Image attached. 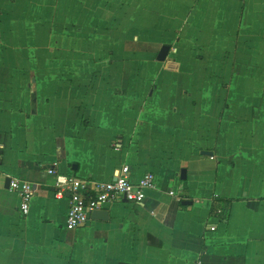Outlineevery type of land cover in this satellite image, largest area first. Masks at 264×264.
<instances>
[{"label":"crops","instance_id":"1","mask_svg":"<svg viewBox=\"0 0 264 264\" xmlns=\"http://www.w3.org/2000/svg\"><path fill=\"white\" fill-rule=\"evenodd\" d=\"M125 166L156 189L68 230L48 169ZM198 261L264 264V0H0V264Z\"/></svg>","mask_w":264,"mask_h":264},{"label":"built area","instance_id":"2","mask_svg":"<svg viewBox=\"0 0 264 264\" xmlns=\"http://www.w3.org/2000/svg\"><path fill=\"white\" fill-rule=\"evenodd\" d=\"M48 173L54 177L57 196L68 195L66 228L71 231L86 226L93 213L102 210L108 204L117 202L142 204L146 198V191L157 187L156 176L152 172L146 173L138 184L133 183L130 177L131 169L128 166L117 170L114 180L110 182L67 176L55 168L48 169ZM10 189L19 196L21 214L27 216L36 193L35 185L25 180L13 179L10 182ZM216 215L222 218L221 221L225 220L222 207L217 209ZM210 230L215 231L216 228L211 227ZM196 264L202 262L198 261Z\"/></svg>","mask_w":264,"mask_h":264},{"label":"water","instance_id":"3","mask_svg":"<svg viewBox=\"0 0 264 264\" xmlns=\"http://www.w3.org/2000/svg\"><path fill=\"white\" fill-rule=\"evenodd\" d=\"M169 50H170V47H164L162 49L159 57H158V60L163 61L165 59L166 55L168 54ZM202 155H206V156H210L211 157V156H213V153L210 152V151H203ZM182 179H186V171L185 170L182 171ZM10 182L11 181H9V184H10ZM183 204H191V203H186L185 202ZM107 217H108V213L105 212V211H96L92 215L93 219H98V220H106Z\"/></svg>","mask_w":264,"mask_h":264}]
</instances>
